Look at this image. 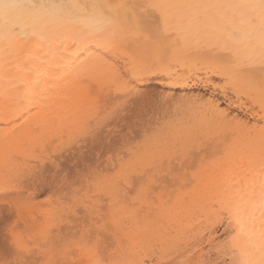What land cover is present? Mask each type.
<instances>
[{
	"label": "bare ground",
	"instance_id": "obj_1",
	"mask_svg": "<svg viewBox=\"0 0 264 264\" xmlns=\"http://www.w3.org/2000/svg\"><path fill=\"white\" fill-rule=\"evenodd\" d=\"M254 2L0 0V57L7 61L5 67L28 52H43L49 45L58 49L57 55L69 65L52 83L48 98L31 106V111H17L10 100L0 96V189L26 179L22 174L33 165L24 158L41 152L58 174L63 172L61 164L51 156L57 152L71 150L67 159L79 157L83 165L57 182L54 169L46 168L45 158L41 159V164L45 163L41 172H52H39L44 176L40 183L47 185L51 197L49 194L46 207L39 205L36 210L42 217L38 227L35 224L36 237L29 236L27 230L26 240L39 239L41 230L48 228L44 241L65 242L57 244L60 247L55 248L60 250L55 256L44 253L45 245L43 252L38 247L46 256L41 258L40 250L31 244L25 245L22 254L34 249V256L28 252L30 259H44L37 264H49V260L55 264H96L97 260L103 264H184L186 260L200 264L209 255V247L191 243L185 230L203 204L225 187L243 190L257 182L264 164V137L260 135L264 129L260 96L264 13L252 6ZM94 3L99 5L95 10L91 7ZM97 27L104 31L93 39H81ZM219 42H226L231 51L223 52L217 47ZM146 50L169 61V71L175 75L169 79L161 74V79L152 81L162 88L155 93L157 108L153 113L148 108L144 115L146 108L143 117L136 111L141 118L131 125L138 127V134L134 138L120 135L117 142H111L110 132L101 136L105 128L118 119L126 97L142 96L144 90L139 85L148 83L146 77L140 79L134 72V64L148 58ZM228 68L233 70L231 76L225 71ZM177 84L182 91L170 90ZM201 99H210L221 112H231L236 124L214 123L212 114L194 103ZM88 135L95 137L90 140L95 141L94 146L103 147L106 141L108 152L104 149L102 154L98 148L96 152L102 155L94 157L82 152L88 145H77ZM190 151L200 161L190 184H167L139 195L141 176L167 171L178 153ZM20 200L16 203L23 205ZM255 215L259 228L264 216L261 211ZM69 222L77 228H91L86 253L75 243L79 233L69 228ZM31 223L27 227L33 233ZM22 254L18 255L24 257Z\"/></svg>",
	"mask_w": 264,
	"mask_h": 264
},
{
	"label": "snow or ice",
	"instance_id": "obj_2",
	"mask_svg": "<svg viewBox=\"0 0 264 264\" xmlns=\"http://www.w3.org/2000/svg\"><path fill=\"white\" fill-rule=\"evenodd\" d=\"M252 6L264 13V0H255ZM91 7L95 10L99 5L94 3ZM108 24H111L110 20ZM101 31H104V28L97 27L81 39H93L96 33ZM112 34L114 35L115 31ZM130 35L135 36L136 33L130 32ZM217 47L223 52L231 51L226 42H219ZM57 51L58 49L53 50L49 45L43 52H28L11 67H5L7 61L0 57V96L10 100L17 111L24 109L31 111V106L46 100L52 83L59 78L60 73L69 69L64 58L57 55ZM146 55L147 59L134 64V72L138 78L146 77L148 80V83L139 87L144 90L145 106L151 109L155 107L158 99L152 91V81L161 79V74H167L169 79L175 74L169 71V61L155 58L151 50H146ZM225 71L229 76L232 75L231 68ZM8 72L12 75H8ZM170 90L180 92L182 88L177 84ZM204 95L210 97V93L205 92ZM260 96L261 102L264 103V85L260 88ZM194 103L205 113H211L214 123L223 126L236 124L231 112L217 110L210 99H201ZM260 135L264 137V129ZM199 163L196 154L191 151L187 154L178 153L172 167L167 171L139 178L141 182L139 195L142 196L145 191L163 188L167 184L181 186L190 184ZM44 194L41 193L42 196ZM22 206L21 203L9 202L7 198L0 202V264H36L35 261H29L17 254L25 249L26 244L24 234L21 232L23 225L19 215ZM256 211H261V215L264 216V164L260 167L257 182L243 190L225 187L219 196L204 203L198 214L193 217L191 225L185 230L189 241L194 245L203 243L210 249L209 255L200 264H264V219L257 228ZM57 214L63 215L60 212ZM68 226L79 233L75 243L82 253H86L89 250L91 228L87 225L77 228L72 222H69ZM48 234L49 229L44 228L39 238L46 240ZM96 243L98 244V241ZM56 251L53 244L45 250V254L55 256ZM49 264H55L54 260H49ZM96 264H103V261L97 260ZM184 264H188V261L186 260Z\"/></svg>",
	"mask_w": 264,
	"mask_h": 264
},
{
	"label": "rangeland",
	"instance_id": "obj_3",
	"mask_svg": "<svg viewBox=\"0 0 264 264\" xmlns=\"http://www.w3.org/2000/svg\"><path fill=\"white\" fill-rule=\"evenodd\" d=\"M152 85H153V88H152V91L154 92V93H158V91H160V89H162V88H160L158 85H155L154 83H152ZM155 86V87H154ZM160 88H158V87ZM155 88H157V89H155ZM203 91V90H202ZM137 95H134V94H131V95H129L128 97H126V98H128L127 100H126V102L125 103H123V105L122 106H120V107H122V108H120L121 110H122V112H121V110H119L118 112L120 113L119 114V117H117L118 119H116V121L114 120L113 122H112V124L108 127V128H105V134L104 135H101V136H106V133L108 134L109 132V137H108V140L109 141H111V142H114V141H118L119 139H120V135H127L128 134V136L129 137H133L134 138V136L136 135V134H138L137 133V129L136 128H138V127H136L135 125L134 126H132L133 125V120H135L134 122H137V121H139L140 119L139 118H141V117H143V113H144V115H146L145 114V112L146 111H148V107H145V104H141V103H144V99L141 101V102H139L138 100L139 99H141V97H144L143 96V93H142V96H141V94L139 93H136ZM133 95V96H132ZM158 100V99H157ZM136 102H139L140 104H141V106L143 107V109L141 108V106L139 107V105H137V104H139V103H136ZM158 102V101H157ZM156 104V103H155ZM125 105V106H124ZM157 106V105H156ZM137 107H139V109H140V111L138 110V108ZM145 107V108H144ZM134 108V109H133ZM137 108V109H136ZM147 108V109H146ZM157 107H153V108H151V109H149L150 111L149 112H151V111H154L155 109H156ZM146 109V110H145ZM154 109V110H153ZM143 110H145L143 113H142V111ZM136 111H138V113H140L141 112V114H138ZM136 113L138 114V115H141V117H139L138 115H136ZM151 113H153V112H151ZM127 115V116H126ZM136 117H135V116ZM131 116V117H130ZM135 117V118H134ZM134 118V119H133ZM136 118L138 119V120H136ZM116 124V125H115ZM132 124V125H131ZM134 127V128H133ZM136 127V128H135ZM132 129V130H131ZM133 130H135V131H133ZM127 132V133H126ZM136 132V133H135ZM120 133V134H119ZM88 137V138H87ZM86 138H84V141H83V139L82 140H80L79 142H80V144H78L77 145V147L80 145H82V146H85V145H88V147L87 146H85V147H83V150H82V152H87L86 153V155H88L89 157H94V156H96V155H99V154H103V153H105V152H108L107 150H106V146H105V144H106V141H105V143H104V145H103V147H102V144H98V145H96V146H94V145H92V144H94L95 143V141L94 142H92V141H90L91 139H94L95 137H93V138H91L90 139V137L91 136H87ZM137 137H139V136H136L135 138H137ZM116 138V139H115ZM140 138V137H139ZM138 139V138H137ZM86 140V141H85ZM89 140V141H88ZM107 140V141H108ZM85 144H84V143ZM84 144V145H83ZM81 146V147H82ZM91 146H94L93 148L91 147ZM76 147V145L74 146V148H77ZM92 148V149H91ZM98 148H100L99 150L101 151V150H103V152L101 151V153H100V151L98 150L97 152H96V150L98 149ZM104 149L106 150L105 152H104ZM90 150H94L93 151V153H91L92 151H90ZM71 150H67V151H64L65 153H67L68 154V156H66L67 154H65L64 152H62V153H58L57 152V154H61L60 156H58L56 153V156H55V154L54 155H51L52 157H54V158H56V160H57V158H58V160H57V162H59L61 165V168H62V171L63 172H61L60 170H59V174L60 173H62V175H60V176H58L59 174H58V171L56 170V169H54L53 167H51V165H49V163L50 162H48V160H46L47 158H45L46 156L45 155H43L42 154V152L41 153H38V150H37V153L38 154H42L41 156L40 155H38V156H36V157H34V158H32V157H26V158H24L26 161H28V160H30V161H28L27 163H30V165H33V167H32V169H30L29 171H28V168L25 166V168H23V169H25L26 170V168H27V171L28 172H26V171H22L23 172V176L25 177V176H27V178L26 179H21V180H18V181H16L17 182V184H16V182H12V185H11V183H9L10 185H7L6 186V188L5 189H0V202H3V200L5 199V198H7L8 200H9V202H12V203H16V201H18L19 199H21L20 201H22L23 202V206L22 207H25V206H27V205H29L30 204V206H32L33 204H34V206H32V207H29V206H27V207H25V208H21V210H20V213H19V215H20V220H21V224L23 225V227H22V229H21V232L25 235L24 237H25V240H26V237H27V230L29 231V236H33L34 238L36 237V235L34 234L37 230H36V228L38 227V225H39V223L42 221L41 220V216H39V213H37V209L40 207V206H42L43 204V208L44 207H46L45 206V204H46V202L45 201H47L48 199H47V197H48V195L51 197V192H50V189L47 187V185H41V183L43 182L42 181V178L44 179V176H42V177H40V173L39 172H41V168H44V166L43 167H41V165H45V163L47 164V166H45L46 168L48 167V165L50 166V168H53L54 170H53V172L54 173H52L53 175H54V177L53 178H55V176H57L56 178V181L58 182V181H60V180H62V176L64 175H68V176H70V175H72L73 174V172H74V170L76 169V167L78 166L80 169L83 167V165H82V161L80 160V158L79 157H75V158H72L71 157V159H67L69 156H71L72 155V153L70 152ZM40 152V151H39ZM99 152V153H98ZM36 153V154H37ZM93 154V155H92ZM101 154V155H102ZM85 155V156H86ZM91 155V156H90ZM108 155V153L106 154V156ZM62 156V157H61ZM64 156V157H63ZM20 157V156H19ZM103 158H105V155H103L102 156ZM44 158H45V160H46V162L44 163V162H42V163H44V164H41V159H42V161L44 160ZM53 158V159H54ZM61 159V161H59L60 159ZM102 158V159H103ZM16 159H18V157L16 158ZM24 159L23 158H20V160L22 161V162H24L25 163V161H24ZM73 159V160H72ZM75 159V160H74ZM19 160V159H18ZM55 160V161H56ZM78 160V161H77ZM20 161V162H21ZM63 162V163H62ZM32 163V164H31ZM81 163V164H80ZM51 164V163H50ZM29 165V167H31ZM63 165V166H62ZM77 167V168H78ZM49 168V167H48ZM49 168V169H50ZM78 168V169H79ZM22 169V170H23ZM44 170H46V169H44ZM44 170L42 171L43 173H44ZM21 172V173H22ZM30 172V173H29ZM41 172V173H42ZM50 172L49 171H47V173L45 174V175H50L49 174ZM70 173V174H69ZM28 174V175H27ZM43 174V175H44ZM42 175V174H41ZM21 177V178H24V177ZM29 176V177H28ZM63 176V177H64ZM60 180H59V179ZM23 180V181H22ZM22 183H21V182ZM42 181V182H41ZM19 182V183H18ZM41 182V183H40ZM62 182V181H61ZM47 190V191H46ZM45 193L43 196L41 195V193ZM47 199V200H46ZM28 200V201H27ZM32 202V204L30 203V201ZM28 202V204L27 205H24V204H26L27 202ZM18 203V202H17ZM21 203V202H20ZM40 205V206H39ZM37 206V207H36ZM31 208V209H30ZM42 208V207H41ZM29 209V210H28ZM40 210V209H39ZM31 216H33V217H31ZM34 218V219H36V220H34V219H31V218ZM40 217V218H39ZM39 218V219H38ZM27 220H29V221H27ZM30 220L32 221V223L30 222ZM26 221L30 224H33L34 223V225H32V227H33V233H32V229H30V228H28L27 227V224L28 223H26ZM34 221V222H33ZM37 225V227H35L36 225ZM34 227H35V229H34ZM28 228V229H27ZM32 234H31V233ZM31 234V235H30ZM40 237V236H39ZM31 238V237H30ZM33 238H31V240H32ZM37 240H35V241H40V242H37V244H33L32 242H30V239H28V240H26V244L30 247V244H31V246H33V248L34 247H39L40 248V246H41V250H42V252H43V247L45 246V245H55V247L57 248V246L58 245H62V243L63 242H65L64 240L62 241L61 239H53V240H57V241H53V242H51V241H49V242H46V241H44L42 238V240L40 239H38V236H37V238H36ZM58 240H61L60 241V244H59V242H58ZM33 241V240H32ZM34 241V242H35ZM58 242V243H57ZM25 244V245H26ZM58 244V245H57ZM43 246V247H42ZM47 246H45V250H46V247ZM49 246L47 247V248H49ZM60 246H58V247H60ZM63 246H64V244H63ZM25 247H27V246H25ZM32 248V249H33ZM37 248H36V250H37ZM38 248V251L40 250ZM26 249V248H25ZM28 249V248H27ZM59 249V248H58ZM34 250V249H33ZM33 250H28L27 251V254L26 253H24V254H22V252H25V250H22V251H20V253L22 254V256L24 255V257H25V259H27V258H29L30 259V257L32 256L31 254H29V253H32V251ZM41 250L39 251V253L41 254ZM44 250V251H45ZM57 250V249H56ZM60 250V249H59ZM58 250V251H59ZM38 251H36L35 253L37 254V252ZM58 251H56V252H58ZM29 252V253H28ZM34 252V251H33ZM20 253H17V254H20ZM45 253V252H44ZM33 254V253H32ZM29 255H31L30 257H29ZM39 255V254H38ZM42 256H40L41 258H45L46 256H45V254L43 255V253L41 254ZM47 255V254H46ZM33 256H34V254H33ZM36 256V255H35ZM45 256V257H44ZM48 256V255H47ZM39 257V258H40ZM32 258V257H31ZM38 258V256L35 258V259H37ZM28 260V259H27ZM31 260V259H30ZM29 260V261H30ZM34 259H32L31 261H33ZM38 260V262H39V260H42V259H37ZM37 260H34L35 262L37 261ZM44 260V259H43ZM43 260L42 261H40L41 263L43 262ZM36 264H37V262H36Z\"/></svg>",
	"mask_w": 264,
	"mask_h": 264
}]
</instances>
